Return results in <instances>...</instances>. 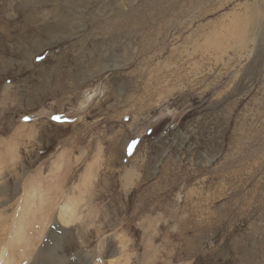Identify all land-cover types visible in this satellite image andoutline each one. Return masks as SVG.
<instances>
[{
	"label": "rangeland",
	"instance_id": "rangeland-1",
	"mask_svg": "<svg viewBox=\"0 0 264 264\" xmlns=\"http://www.w3.org/2000/svg\"><path fill=\"white\" fill-rule=\"evenodd\" d=\"M5 220L58 264H264V0H0Z\"/></svg>",
	"mask_w": 264,
	"mask_h": 264
},
{
	"label": "bare ground",
	"instance_id": "bare-ground-1",
	"mask_svg": "<svg viewBox=\"0 0 264 264\" xmlns=\"http://www.w3.org/2000/svg\"><path fill=\"white\" fill-rule=\"evenodd\" d=\"M75 13V12H74ZM259 13V10H252L250 13V17L253 18V16L251 15H255ZM77 16V15H76ZM75 17V16H74ZM77 20V18H75ZM246 20V19H245ZM84 105V104H83ZM30 202V201H29ZM31 211V210H30ZM21 212V211H20ZM31 214V213H30ZM64 215L62 216V218L64 219L65 213H63ZM15 216V215H14ZM13 217V216H12ZM16 217V216H15ZM15 217L13 219V222H15ZM17 218V217H16ZM9 219V218H7ZM11 219V218H10ZM74 219V216H70V217H66L65 220L70 223L72 222ZM12 220H5V222H2L0 224V264H58L54 258L57 260V256L53 255L52 252L55 250V248H59L62 251V247H60L59 245V241L60 238L57 237L59 240H54V237L52 234H50V239L51 241H53V243L50 242H46L43 246H42V250H41V254L44 255V257H38V259H32V254L31 255H25V249L26 247H28L30 244L28 243V238H25V230L22 232L23 234H19L17 233V229L16 232H14V227L18 226L19 230L20 228L24 225L22 224V226L19 227L18 221L16 222V224H14V227H12ZM44 223V222H43ZM45 225V224H44ZM68 225V224H67ZM29 227V226H28ZM28 230V229H27ZM30 231H35V229L33 228H29ZM62 235H63V230L65 229H60ZM67 231V230H66ZM17 235L19 237H17ZM53 238V240H52ZM31 242V241H30ZM110 241L107 242V248L109 247V250H106V254L108 257H112L113 255H115V253H113L114 251L111 250L110 245L108 246V243ZM113 245V244H112ZM34 249V248H33ZM36 249V247H35ZM116 249V248H115ZM38 253V252H37ZM55 253V252H54ZM113 253V254H112ZM40 254V253H39ZM112 254V255H110ZM51 256L52 259L51 260H46L45 257H49ZM58 261V260H57ZM68 261V260H67ZM66 261V262H67ZM75 260H69L68 264H72L75 263ZM83 264H91L90 261L88 259H82ZM111 263V261H110ZM113 263V262H112ZM77 264V263H75Z\"/></svg>",
	"mask_w": 264,
	"mask_h": 264
},
{
	"label": "snow or ice",
	"instance_id": "snow-or-ice-1",
	"mask_svg": "<svg viewBox=\"0 0 264 264\" xmlns=\"http://www.w3.org/2000/svg\"><path fill=\"white\" fill-rule=\"evenodd\" d=\"M38 60L39 59H42V57H38L37 58ZM25 119H28L27 117H25ZM52 119L54 120V121H59L60 120V117H58V116H54V117H52ZM134 146V145H133Z\"/></svg>",
	"mask_w": 264,
	"mask_h": 264
}]
</instances>
